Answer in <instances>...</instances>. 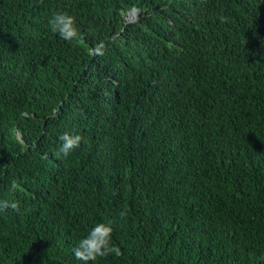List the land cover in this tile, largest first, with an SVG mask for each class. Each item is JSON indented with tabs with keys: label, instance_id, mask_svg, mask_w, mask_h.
<instances>
[{
	"label": "trees",
	"instance_id": "trees-1",
	"mask_svg": "<svg viewBox=\"0 0 264 264\" xmlns=\"http://www.w3.org/2000/svg\"><path fill=\"white\" fill-rule=\"evenodd\" d=\"M0 200V264H264V0H0Z\"/></svg>",
	"mask_w": 264,
	"mask_h": 264
},
{
	"label": "clouds",
	"instance_id": "clouds-1",
	"mask_svg": "<svg viewBox=\"0 0 264 264\" xmlns=\"http://www.w3.org/2000/svg\"><path fill=\"white\" fill-rule=\"evenodd\" d=\"M48 24L50 30L58 34L63 40L73 41L82 37V33H80L76 26L75 18L66 12L59 11L54 13L50 17ZM97 52L103 54L99 47H97ZM60 139L62 144L59 151L67 157L79 147L82 137L78 134L74 136L64 134ZM17 187L15 182H13L12 189L15 190ZM8 207L16 209L18 205L16 202L9 203L6 200H0V210ZM112 233L113 228L110 222L108 224L101 223L95 225L72 249L74 257L77 260L83 261L84 264H88L90 261L95 262L98 258H105L109 255L120 256V249L112 244Z\"/></svg>",
	"mask_w": 264,
	"mask_h": 264
},
{
	"label": "rangeland",
	"instance_id": "rangeland-1",
	"mask_svg": "<svg viewBox=\"0 0 264 264\" xmlns=\"http://www.w3.org/2000/svg\"><path fill=\"white\" fill-rule=\"evenodd\" d=\"M135 14H136V10H131V11H129V12L126 14V16H127L128 19H132V18L135 17Z\"/></svg>",
	"mask_w": 264,
	"mask_h": 264
}]
</instances>
